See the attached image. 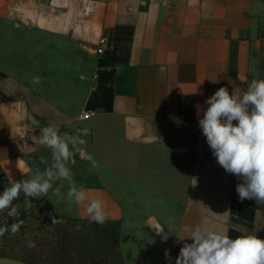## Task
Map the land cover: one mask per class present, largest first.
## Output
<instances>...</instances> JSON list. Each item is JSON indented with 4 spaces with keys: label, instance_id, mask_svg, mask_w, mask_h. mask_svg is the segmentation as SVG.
<instances>
[{
    "label": "crops",
    "instance_id": "crops-1",
    "mask_svg": "<svg viewBox=\"0 0 264 264\" xmlns=\"http://www.w3.org/2000/svg\"><path fill=\"white\" fill-rule=\"evenodd\" d=\"M252 79H264V0H0V166L14 183L30 179L54 163L44 127L88 129L78 147L96 167L71 145L67 164L88 200L69 202L54 180L31 206L87 218L95 198L107 219L133 211L156 238L121 245L125 264H176L193 242L185 226L264 239V203L239 199L242 181L199 126L219 88L238 94ZM83 109L96 113L81 120Z\"/></svg>",
    "mask_w": 264,
    "mask_h": 264
},
{
    "label": "clouds",
    "instance_id": "clouds-1",
    "mask_svg": "<svg viewBox=\"0 0 264 264\" xmlns=\"http://www.w3.org/2000/svg\"><path fill=\"white\" fill-rule=\"evenodd\" d=\"M205 103L208 107L199 119V126L217 163L242 181L236 186L241 201L255 199L258 204L264 203V79H252L246 90L238 94H230L226 87H221ZM233 121L238 123L234 125ZM81 135H88V129H83L77 135L63 136L52 126L41 130L40 143L52 149L54 163L43 172L37 171L30 179L10 184L0 193V213L7 209V216L15 221L0 227V237L8 232L15 235L23 224L17 208L13 206L21 193L27 206L31 207L29 198L46 196L52 188L51 182L61 180L66 181L69 187L66 196L69 202L83 204L88 200L86 190L76 186L71 169L67 167L74 156L69 145L79 151L78 146L86 144ZM86 159L90 162L91 171L96 167V161L92 155H87ZM84 211L89 222L103 225L107 220L100 199H91ZM59 223H63V220L52 216V225ZM183 231L188 233L184 238L193 242L183 244L176 264H264V239L256 234L232 239L208 227L197 226L193 229L185 226ZM167 239V234L162 235V240ZM35 246L34 242L28 241L29 248ZM165 258L170 262L167 250Z\"/></svg>",
    "mask_w": 264,
    "mask_h": 264
},
{
    "label": "trees",
    "instance_id": "trees-1",
    "mask_svg": "<svg viewBox=\"0 0 264 264\" xmlns=\"http://www.w3.org/2000/svg\"><path fill=\"white\" fill-rule=\"evenodd\" d=\"M12 183L0 166V191ZM7 211L1 215V227L15 222ZM18 213L23 224L15 235L8 232L1 237L0 258L14 257L29 264H125L118 220L99 225L89 218L48 212L39 201ZM52 216L63 223L53 226ZM29 240L34 248L28 247Z\"/></svg>",
    "mask_w": 264,
    "mask_h": 264
},
{
    "label": "rangeland",
    "instance_id": "rangeland-1",
    "mask_svg": "<svg viewBox=\"0 0 264 264\" xmlns=\"http://www.w3.org/2000/svg\"><path fill=\"white\" fill-rule=\"evenodd\" d=\"M0 193H2V192L0 191ZM29 199H30V202L32 203V199L31 198H29ZM51 201H52V199H51ZM13 206L16 207L17 210L18 209L26 210L29 208L27 206L25 199H24L23 193H21V196L18 200H15L13 202ZM131 210H134V208H132ZM5 211H7V209ZM2 214L3 213H0V219H1ZM133 214H135L133 211H128L127 212V218L124 221L118 220L120 225H121V245L126 251H127V249H129V251L131 250L132 246L134 245L136 238L138 240H141L142 238H144V239L147 238L150 241H152L153 239L156 238L155 237L156 235H153L147 227H146V231H145L142 227L138 226L139 223L137 220L134 223V221L129 219L130 216H132ZM62 215H66L69 217H78L74 213L62 214ZM0 227H1V220H0ZM0 239H1V237H0Z\"/></svg>",
    "mask_w": 264,
    "mask_h": 264
},
{
    "label": "built area",
    "instance_id": "built-area-1",
    "mask_svg": "<svg viewBox=\"0 0 264 264\" xmlns=\"http://www.w3.org/2000/svg\"><path fill=\"white\" fill-rule=\"evenodd\" d=\"M98 51L102 52L103 48H99ZM95 113L96 112L94 110L83 109L79 114V119H81V120L90 119L95 115ZM79 149H80L79 151L75 150L77 157L82 159V160L86 159V156L89 155L88 150L86 148H83V147H81Z\"/></svg>",
    "mask_w": 264,
    "mask_h": 264
},
{
    "label": "water",
    "instance_id": "water-1",
    "mask_svg": "<svg viewBox=\"0 0 264 264\" xmlns=\"http://www.w3.org/2000/svg\"><path fill=\"white\" fill-rule=\"evenodd\" d=\"M157 232V231H156Z\"/></svg>",
    "mask_w": 264,
    "mask_h": 264
}]
</instances>
